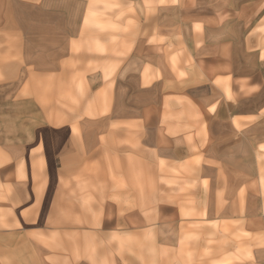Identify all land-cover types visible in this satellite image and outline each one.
<instances>
[{
	"label": "crops",
	"instance_id": "0c3cea01",
	"mask_svg": "<svg viewBox=\"0 0 264 264\" xmlns=\"http://www.w3.org/2000/svg\"><path fill=\"white\" fill-rule=\"evenodd\" d=\"M0 264H264V0H0Z\"/></svg>",
	"mask_w": 264,
	"mask_h": 264
},
{
	"label": "rangeland",
	"instance_id": "374dc122",
	"mask_svg": "<svg viewBox=\"0 0 264 264\" xmlns=\"http://www.w3.org/2000/svg\"><path fill=\"white\" fill-rule=\"evenodd\" d=\"M108 164H110V159L108 161ZM57 241H62V240L57 238ZM73 243H74V239H73ZM57 244H59V243H57Z\"/></svg>",
	"mask_w": 264,
	"mask_h": 264
}]
</instances>
